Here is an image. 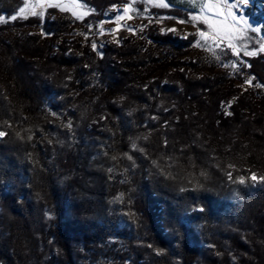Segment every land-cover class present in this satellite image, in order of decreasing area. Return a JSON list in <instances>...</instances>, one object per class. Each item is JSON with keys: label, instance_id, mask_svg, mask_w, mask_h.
Here are the masks:
<instances>
[{"label": "trees", "instance_id": "16d2710c", "mask_svg": "<svg viewBox=\"0 0 264 264\" xmlns=\"http://www.w3.org/2000/svg\"><path fill=\"white\" fill-rule=\"evenodd\" d=\"M79 1L94 30L130 2ZM25 2L42 0H0V264H264V92L182 61L195 36L149 24L100 55L58 41L71 11L9 19ZM247 58L264 86V53Z\"/></svg>", "mask_w": 264, "mask_h": 264}, {"label": "rangeland", "instance_id": "374dc122", "mask_svg": "<svg viewBox=\"0 0 264 264\" xmlns=\"http://www.w3.org/2000/svg\"><path fill=\"white\" fill-rule=\"evenodd\" d=\"M68 1L72 3V0ZM129 1V3L117 2L109 6L105 10L103 18L98 22V27L95 30L92 26H85L82 23V21H84L82 18L77 20L72 17L75 22L73 21L71 29L67 33L61 35L58 41L60 42L62 40H66L68 41L67 45H71L70 42L72 41L86 42L88 39H90L92 41V45L93 43H95L96 50L98 52L100 51V55H102V48H105L109 43L119 44L129 36L139 37V32L146 28L147 25L155 23L161 33L171 32L181 38H187L192 36L196 37L194 49H191L192 51H189L188 53H185L183 56H181L180 59L182 61H189L190 59H195L199 56L205 57L209 59V61L211 60L213 66L216 69L224 71L227 74L229 73V76H232L235 79L234 85L241 89V91L255 88L256 85L259 84L257 77L249 73L248 71L249 62L247 57L251 56L243 55V51H241L239 61L244 63H237L238 58L232 55L231 52L227 50L226 43L220 44L219 47H215L212 42L209 41L207 46H196L197 41L199 40L198 31L208 30L207 25L203 24L200 20L201 13L198 4L194 7L189 4L187 0H165V2L170 4V7L160 8L156 6L158 0H152V2H149V0ZM38 3L39 2H37V4ZM75 4L76 7L79 9L81 17H84L89 14L88 8H85L79 0H75ZM126 4L131 5L127 13L123 12V9ZM36 8L40 9L39 7ZM117 9H119L120 11L118 12ZM47 12L48 10L44 9L42 15L38 16L43 18L47 15ZM62 13L63 12L58 9L56 12H49L48 15L54 17L56 14ZM191 15H196L198 17L197 21L191 23L187 22L190 20ZM237 15H243L247 17L249 22L253 26L264 25V0H249V4L243 8L242 12H238ZM117 16H120V19H117ZM129 16H131L132 18L129 19ZM66 17L70 16L67 15ZM231 18V16L227 17L228 20H231ZM180 20H184L185 23H180ZM6 21L7 18H5V22ZM219 22L220 20L217 19L216 23L218 24ZM245 27L246 25L241 23L240 28L243 29ZM129 29H133L134 31H129ZM170 29H175V31H170ZM29 31L38 32V29L36 27H31L29 28ZM247 35L250 39L242 41V43L247 46L249 50L258 49L260 47L261 39H264V29H262L261 33L248 32ZM200 43L201 45L203 44V42ZM260 53L264 52H257L256 55H259ZM217 56H219V59L216 58ZM234 64H236L235 67L233 66ZM209 73L210 70L207 69L203 70L199 75ZM246 80H251L252 83L248 84L245 82ZM259 88L264 92V86L261 85V87ZM57 100V94L55 95V97H51V108H60L57 105L59 102ZM228 112H230V110H228ZM231 167L233 166L229 165L228 174L233 171ZM240 177L243 176L237 175L236 177H234L233 180L239 181ZM201 209L202 208H199V211H203ZM118 244L120 246V250L118 252H123L126 250V242L122 241ZM158 249L162 250L159 246H157L156 251ZM150 257L151 256H149L148 258L150 259ZM119 259V256L103 254L102 257H100V260L94 261V263L119 264ZM87 260V264L93 263L91 255H88ZM132 262H134V259L132 260Z\"/></svg>", "mask_w": 264, "mask_h": 264}, {"label": "snow or ice", "instance_id": "6c2138e0", "mask_svg": "<svg viewBox=\"0 0 264 264\" xmlns=\"http://www.w3.org/2000/svg\"><path fill=\"white\" fill-rule=\"evenodd\" d=\"M149 2H152V0H149ZM187 2L194 7L198 4L201 13L200 20L203 24L207 25L208 29L207 31H198L199 40L197 41L196 46H207L209 41H211L215 47H219L220 44L226 43L227 50L230 51L232 55L238 58L237 63H244L239 61L241 51H243V55L245 56H253L256 55L257 52H264V39H261L260 47L255 50H249L247 46L242 43V41L250 39L247 35L248 32L261 33L262 29H264V25L253 26L249 22L247 17L243 15H237L238 12H242L243 8L249 4V0H187ZM72 4L73 7L76 6L75 0H72ZM130 6V4H126L123 12L127 13ZM156 6L160 8H169L170 4L165 2V0H158ZM36 7L40 8V12L36 11ZM44 7H55L60 11H71V14L76 19H81L80 15H78L72 9L66 7L64 4L51 3L49 2V0H42V2L31 7H29L25 2V5L19 8L17 15H14L9 19L15 20L18 17L27 18V15H42ZM117 11L119 12L120 10L117 9ZM228 16L232 17L231 20L227 19ZM131 18L132 17L129 16V19ZM117 19H120V16H117ZM197 19L198 17L196 15H191L190 20L187 22H195L197 21ZM217 19L220 20L218 24L216 23ZM0 21H5V18L0 17ZM179 22L185 23L184 20H180ZM241 23L246 25V27L241 29ZM129 31L134 30L129 29ZM170 31H175V29H170ZM200 42H203V44L201 45ZM92 47L93 49H96V44L93 43ZM216 58L219 59V56H217ZM233 66L235 67L236 64H234ZM245 82L248 84L252 83L251 80H246ZM256 87H261V85L257 84ZM67 126L70 128L71 124L69 123ZM5 135V132L0 131V138L4 137ZM29 139H31V137H29ZM140 151H143V149H140ZM127 158L129 160L132 159L131 156H128ZM113 159H116V157H113ZM109 171H112V169H109ZM229 177L231 178V173H229ZM251 179H259L261 181H264V176L258 178L256 174L253 173L251 175ZM239 183H245L244 177L239 178ZM148 247H151V245H148ZM161 251L162 250L158 249L157 254L159 255Z\"/></svg>", "mask_w": 264, "mask_h": 264}]
</instances>
